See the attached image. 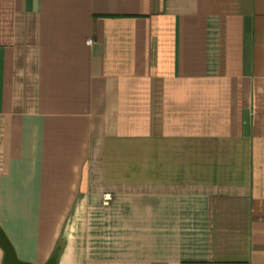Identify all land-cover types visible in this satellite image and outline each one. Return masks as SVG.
I'll use <instances>...</instances> for the list:
<instances>
[{
    "label": "crops",
    "instance_id": "obj_1",
    "mask_svg": "<svg viewBox=\"0 0 264 264\" xmlns=\"http://www.w3.org/2000/svg\"><path fill=\"white\" fill-rule=\"evenodd\" d=\"M0 227L30 264H264V0H0Z\"/></svg>",
    "mask_w": 264,
    "mask_h": 264
},
{
    "label": "water",
    "instance_id": "obj_2",
    "mask_svg": "<svg viewBox=\"0 0 264 264\" xmlns=\"http://www.w3.org/2000/svg\"><path fill=\"white\" fill-rule=\"evenodd\" d=\"M0 249L3 253L2 264H30L20 261L14 251L13 246L5 235L4 231L0 227ZM57 251L52 255L45 264H56Z\"/></svg>",
    "mask_w": 264,
    "mask_h": 264
},
{
    "label": "built area",
    "instance_id": "obj_3",
    "mask_svg": "<svg viewBox=\"0 0 264 264\" xmlns=\"http://www.w3.org/2000/svg\"><path fill=\"white\" fill-rule=\"evenodd\" d=\"M91 43H92L91 41H87V45H91ZM112 201H113V197L110 193H105L102 195V200H101L102 206L108 207L110 206Z\"/></svg>",
    "mask_w": 264,
    "mask_h": 264
}]
</instances>
